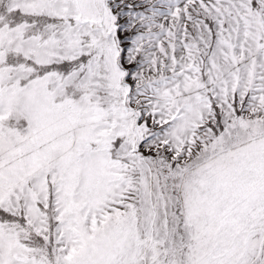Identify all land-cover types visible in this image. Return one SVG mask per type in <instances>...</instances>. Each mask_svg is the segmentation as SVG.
I'll use <instances>...</instances> for the list:
<instances>
[{"label": "snow or ice", "instance_id": "1", "mask_svg": "<svg viewBox=\"0 0 264 264\" xmlns=\"http://www.w3.org/2000/svg\"><path fill=\"white\" fill-rule=\"evenodd\" d=\"M0 264H264V0H0Z\"/></svg>", "mask_w": 264, "mask_h": 264}]
</instances>
